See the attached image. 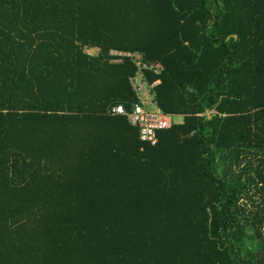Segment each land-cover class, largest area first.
I'll use <instances>...</instances> for the list:
<instances>
[{"label":"trees","instance_id":"1","mask_svg":"<svg viewBox=\"0 0 264 264\" xmlns=\"http://www.w3.org/2000/svg\"><path fill=\"white\" fill-rule=\"evenodd\" d=\"M0 264H264V0H0Z\"/></svg>","mask_w":264,"mask_h":264},{"label":"built area","instance_id":"2","mask_svg":"<svg viewBox=\"0 0 264 264\" xmlns=\"http://www.w3.org/2000/svg\"><path fill=\"white\" fill-rule=\"evenodd\" d=\"M112 53L129 56L137 67L135 74L129 76L131 89L136 96V102L133 103L132 111L130 112L120 104L114 105L109 110V114L113 116H126L129 123L137 128L141 140L149 142L150 144H156L158 141V131L172 127L175 124L173 121L175 115L162 112L154 103V100H152L151 91L158 84V80L154 83H148L143 77V69L154 68V65L143 61L139 53L132 54L117 50H112ZM114 60L116 62L121 61L118 58Z\"/></svg>","mask_w":264,"mask_h":264},{"label":"rangeland","instance_id":"3","mask_svg":"<svg viewBox=\"0 0 264 264\" xmlns=\"http://www.w3.org/2000/svg\"><path fill=\"white\" fill-rule=\"evenodd\" d=\"M89 52H93L94 50L93 49H88ZM173 121L174 123L176 124H179V123H182L183 122V117L182 116H179V115H175L173 117Z\"/></svg>","mask_w":264,"mask_h":264},{"label":"crops","instance_id":"4","mask_svg":"<svg viewBox=\"0 0 264 264\" xmlns=\"http://www.w3.org/2000/svg\"><path fill=\"white\" fill-rule=\"evenodd\" d=\"M131 60V59H130ZM132 61V60H131ZM133 63H134V61H132ZM135 65V64H134ZM135 74V73H134ZM133 74V75H134ZM130 76H132V75H130ZM130 82V81H129ZM135 94V93H134ZM138 136H139V133H138ZM140 139V138H139ZM141 140V139H140ZM141 141H143V140H141ZM143 142H146V141H143ZM147 143H149V142H147ZM150 144V143H149Z\"/></svg>","mask_w":264,"mask_h":264},{"label":"water","instance_id":"5","mask_svg":"<svg viewBox=\"0 0 264 264\" xmlns=\"http://www.w3.org/2000/svg\"><path fill=\"white\" fill-rule=\"evenodd\" d=\"M234 38H237V35H234ZM208 117H210V115H207Z\"/></svg>","mask_w":264,"mask_h":264}]
</instances>
